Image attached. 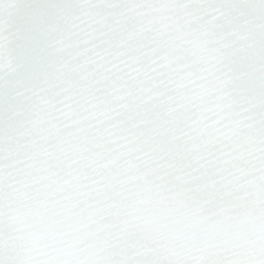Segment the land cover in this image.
<instances>
[{"label":"snow or ice","instance_id":"obj_1","mask_svg":"<svg viewBox=\"0 0 264 264\" xmlns=\"http://www.w3.org/2000/svg\"><path fill=\"white\" fill-rule=\"evenodd\" d=\"M0 264H264V0H0Z\"/></svg>","mask_w":264,"mask_h":264}]
</instances>
